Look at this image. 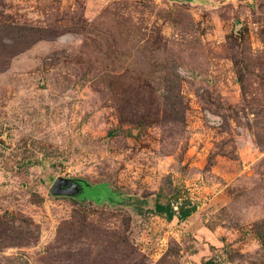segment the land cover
<instances>
[{"label": "rangeland", "instance_id": "obj_1", "mask_svg": "<svg viewBox=\"0 0 264 264\" xmlns=\"http://www.w3.org/2000/svg\"><path fill=\"white\" fill-rule=\"evenodd\" d=\"M0 264H264V0H0Z\"/></svg>", "mask_w": 264, "mask_h": 264}, {"label": "trees", "instance_id": "obj_2", "mask_svg": "<svg viewBox=\"0 0 264 264\" xmlns=\"http://www.w3.org/2000/svg\"><path fill=\"white\" fill-rule=\"evenodd\" d=\"M107 198H109L112 202L115 201L111 196ZM196 210L197 205L194 204L188 196L182 197L178 192H175L173 194H169L167 203H163L157 200L153 211L158 215L164 216L168 220H172L175 217L179 218L180 220H185L190 217Z\"/></svg>", "mask_w": 264, "mask_h": 264}, {"label": "water", "instance_id": "obj_3", "mask_svg": "<svg viewBox=\"0 0 264 264\" xmlns=\"http://www.w3.org/2000/svg\"><path fill=\"white\" fill-rule=\"evenodd\" d=\"M65 182L67 183V185L69 183H72L73 186H75V187H77L79 184L77 181L75 182L73 179L67 180L63 177H60V178L55 180V182L52 186V193L55 195H69V196H73V195L77 194L74 190H72V189L70 190V188L65 189L62 187V189H61L62 184H64ZM66 188H68V186H66Z\"/></svg>", "mask_w": 264, "mask_h": 264}]
</instances>
